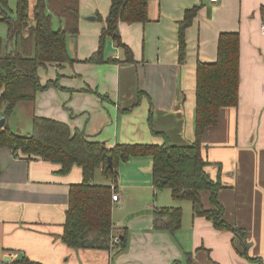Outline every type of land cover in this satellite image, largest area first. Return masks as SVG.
<instances>
[{
  "label": "crops",
  "instance_id": "obj_1",
  "mask_svg": "<svg viewBox=\"0 0 264 264\" xmlns=\"http://www.w3.org/2000/svg\"><path fill=\"white\" fill-rule=\"evenodd\" d=\"M78 1L79 31L68 36L74 61L41 67L42 83H52L38 91L34 103H19L12 116L22 110L31 129L33 114L63 121L73 132L82 131L108 147L191 144L197 63L216 61L221 32H238L239 103L221 109L218 124L206 129L202 144L207 172L213 178L220 176L223 184L219 199L224 219L246 229L247 240L231 229L217 228L207 216L195 215L192 202L176 200L170 189H157L153 158L144 155L119 164L113 236L127 230L126 248L119 247L120 241L107 249L72 248L61 236L70 187L83 180L82 168L74 165L62 173L59 163L0 147V264H12L23 255L44 264H172L185 263L189 252L193 264L264 260V0H149L147 22L119 26L132 57L108 37L102 63L86 59L98 49L111 0ZM194 7L198 10L185 31L186 54L181 62L180 22ZM9 119L12 129L20 125V118L12 123ZM94 182L113 185L102 167L95 170ZM202 196L205 207H211L210 193ZM163 207L183 210L182 225L175 233L154 227V211Z\"/></svg>",
  "mask_w": 264,
  "mask_h": 264
},
{
  "label": "trees",
  "instance_id": "obj_2",
  "mask_svg": "<svg viewBox=\"0 0 264 264\" xmlns=\"http://www.w3.org/2000/svg\"><path fill=\"white\" fill-rule=\"evenodd\" d=\"M78 0H35L30 13L29 0H17L15 10L9 9L8 0H0V22L7 26L6 36H0V110L6 123L0 128V147L12 149L28 158L40 157L61 165L67 173L74 165L83 170V180L72 184L62 233V241L72 248L107 249L112 247L114 223L112 217L113 194L117 192L119 164L134 156L150 155L153 158L154 186L170 189L176 200L192 202L195 215L214 220L219 229H231L247 240L246 229L230 225L225 219V208L219 199L223 187L220 176L213 178L206 170L202 140L209 126L218 124L221 109L237 106L240 99V34L236 31L220 33L217 59L198 61L196 66L195 140L188 145L152 143H117L108 147L105 142L89 139L82 131L53 118L33 114L32 129L27 133L13 130L8 119L19 103H34L43 84L39 69L48 64L72 63L68 52V36L79 31ZM149 0H111L110 11L101 30L98 49L87 62H105L106 39L113 38L132 57L130 48L123 43L121 22L148 21ZM197 7L188 9L180 22V60L186 54L185 31L197 14ZM61 21L54 28L53 17ZM58 85L57 82L54 83ZM155 132V131H154ZM112 158V166L108 158ZM113 180V185L94 182L95 170ZM209 192L211 207L203 202V192ZM181 207H163L154 211V227L175 233L182 225ZM120 237L119 247L126 248L127 230ZM186 262L193 264L192 253ZM249 257V256H248ZM254 264H264L261 257H249ZM12 264H44L23 255ZM213 264H217L213 262Z\"/></svg>",
  "mask_w": 264,
  "mask_h": 264
},
{
  "label": "rangeland",
  "instance_id": "obj_3",
  "mask_svg": "<svg viewBox=\"0 0 264 264\" xmlns=\"http://www.w3.org/2000/svg\"><path fill=\"white\" fill-rule=\"evenodd\" d=\"M29 2H30V13H32V9H33V5H34L35 1L34 0H29ZM16 3H17V0H8L9 9L14 11L15 7H16ZM57 19L58 18L54 16V26H55V28H57V23H58ZM98 22L102 23V20L99 19ZM6 34H7V26H6L5 23L0 22V36H4L5 37ZM0 112H1V110H0ZM22 113L23 112L21 110L20 113H17L16 115L12 116L9 119V123L10 122L12 123L13 120L14 121L15 120L18 121L19 118H20L21 119V120H19L20 121V125L19 124L15 125V127H13V130H16V131L21 132V133H27V132L31 131V124H30V122L28 120L25 119L24 114H22ZM13 123L15 124V122H13ZM249 244H251L250 241H249Z\"/></svg>",
  "mask_w": 264,
  "mask_h": 264
},
{
  "label": "built area",
  "instance_id": "obj_4",
  "mask_svg": "<svg viewBox=\"0 0 264 264\" xmlns=\"http://www.w3.org/2000/svg\"><path fill=\"white\" fill-rule=\"evenodd\" d=\"M211 1H213V2H217V1H219V0H211ZM261 31H262V33L264 34V14H263V16H262V21H261ZM112 198H113V201H114V200H118V199H119V194H118L117 192L114 193L113 196H112ZM119 241H120V237H119V235L113 236V238H112V242H113V243H115V242H119Z\"/></svg>",
  "mask_w": 264,
  "mask_h": 264
},
{
  "label": "water",
  "instance_id": "obj_5",
  "mask_svg": "<svg viewBox=\"0 0 264 264\" xmlns=\"http://www.w3.org/2000/svg\"><path fill=\"white\" fill-rule=\"evenodd\" d=\"M87 18H89V19H95V16H88ZM5 123H6V118L5 117H2L0 119V128H2ZM108 165L109 166H112V158L111 157L108 158Z\"/></svg>",
  "mask_w": 264,
  "mask_h": 264
}]
</instances>
